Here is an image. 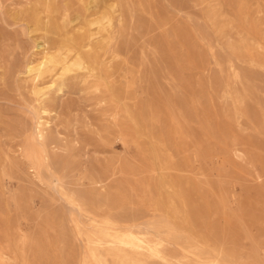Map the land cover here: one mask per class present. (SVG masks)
I'll list each match as a JSON object with an SVG mask.
<instances>
[{"label": "rangeland", "instance_id": "374dc122", "mask_svg": "<svg viewBox=\"0 0 264 264\" xmlns=\"http://www.w3.org/2000/svg\"><path fill=\"white\" fill-rule=\"evenodd\" d=\"M201 256L264 264V0H0V264Z\"/></svg>", "mask_w": 264, "mask_h": 264}, {"label": "bare ground", "instance_id": "6f19581e", "mask_svg": "<svg viewBox=\"0 0 264 264\" xmlns=\"http://www.w3.org/2000/svg\"><path fill=\"white\" fill-rule=\"evenodd\" d=\"M189 258H190V256H189ZM189 258H188V259H189ZM198 258L201 259V261H200V260H197L198 263H202V264H210V263L208 262V260L205 259V257L201 256V257H198Z\"/></svg>", "mask_w": 264, "mask_h": 264}]
</instances>
